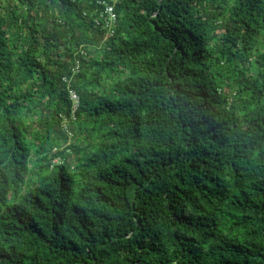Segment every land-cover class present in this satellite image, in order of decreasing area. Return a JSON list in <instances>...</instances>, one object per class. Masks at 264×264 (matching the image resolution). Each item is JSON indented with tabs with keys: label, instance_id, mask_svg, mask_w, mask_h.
Returning <instances> with one entry per match:
<instances>
[{
	"label": "trees",
	"instance_id": "trees-1",
	"mask_svg": "<svg viewBox=\"0 0 264 264\" xmlns=\"http://www.w3.org/2000/svg\"><path fill=\"white\" fill-rule=\"evenodd\" d=\"M99 1L0 0V264H264V0Z\"/></svg>",
	"mask_w": 264,
	"mask_h": 264
},
{
	"label": "built area",
	"instance_id": "built-area-1",
	"mask_svg": "<svg viewBox=\"0 0 264 264\" xmlns=\"http://www.w3.org/2000/svg\"><path fill=\"white\" fill-rule=\"evenodd\" d=\"M99 3L102 5L101 8L98 10L97 15L95 16V22L97 25H100L104 30V38H108L114 34L115 26H116V13L113 9V4L105 2L103 0L99 1ZM86 48L81 47L76 51L73 63L70 67V76H63L62 80L66 83L67 90H68V96L71 101L70 106V112L69 115L65 116L63 115V119L61 121V126L64 129V131L68 134V136H71V132L68 127V123L71 120L75 119V111L77 110L79 106V95L77 92L71 87L70 78L79 71L80 67V57L86 56ZM62 159L60 157H55L53 159V162L60 163Z\"/></svg>",
	"mask_w": 264,
	"mask_h": 264
},
{
	"label": "rangeland",
	"instance_id": "rangeland-1",
	"mask_svg": "<svg viewBox=\"0 0 264 264\" xmlns=\"http://www.w3.org/2000/svg\"><path fill=\"white\" fill-rule=\"evenodd\" d=\"M105 39V38H104ZM81 47H84L83 45H79L78 47H77V49H76V51L79 49V48H81Z\"/></svg>",
	"mask_w": 264,
	"mask_h": 264
}]
</instances>
